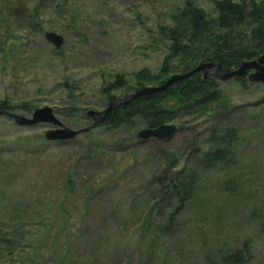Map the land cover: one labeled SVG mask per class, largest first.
Segmentation results:
<instances>
[{
	"label": "rangeland",
	"instance_id": "obj_1",
	"mask_svg": "<svg viewBox=\"0 0 264 264\" xmlns=\"http://www.w3.org/2000/svg\"><path fill=\"white\" fill-rule=\"evenodd\" d=\"M182 1L74 0L59 15L46 1L0 0V102L17 116L51 108L69 130L88 127L86 113L104 110L106 97L133 93H106L115 76L131 87L144 70L158 75L166 54L159 26ZM190 1L213 14L210 0ZM17 3L31 15L41 3L38 28L5 14L3 6ZM46 33L63 39L60 49ZM218 82L230 108L220 122L183 112L167 124L176 128L167 140L138 139L147 128L136 121L46 142L51 126L0 118V264H227L224 255L243 249L249 257L242 264H264L255 209L264 201V83ZM221 125L242 137L239 190H224L236 171L214 169L191 209L168 223L158 211L173 202L156 195V170L174 173L187 158L194 167L193 146Z\"/></svg>",
	"mask_w": 264,
	"mask_h": 264
},
{
	"label": "trees",
	"instance_id": "obj_2",
	"mask_svg": "<svg viewBox=\"0 0 264 264\" xmlns=\"http://www.w3.org/2000/svg\"><path fill=\"white\" fill-rule=\"evenodd\" d=\"M42 1L52 3L53 10L63 15L64 8L74 0ZM210 2L213 8L212 15H208L190 0H183L181 7L170 15L169 23L159 26L158 36L166 54L158 75L151 76L144 70L131 87L127 86L123 76L117 75L107 84L106 93L125 91L128 88L136 92L149 86L159 87L172 76H185L206 64L216 65L221 74L229 73L237 70L243 63L256 61L261 57L264 54V0H210ZM40 4L35 5L32 15L25 3L13 4L12 7L7 4L3 7L6 10L5 14L9 13L13 19L18 17L20 22L29 20L38 28ZM6 48L10 50L12 46L5 43L3 49ZM204 73L205 71H200L192 74L173 83L162 92L139 97L125 106L118 107L106 116L99 127L114 131L138 121L147 129H157L171 124L183 112L197 118L207 120L209 118L210 121L214 119L215 122H220L222 119L220 116L230 108L224 102V96L219 88L220 83L214 78H204ZM247 76L243 75L233 80L242 88L254 87V84L248 82ZM106 98L110 101L113 99ZM0 110L10 111L12 108L10 109L7 102L2 101ZM217 117L220 118L216 119ZM241 141L239 133L226 125H221L216 129H210L209 135L199 139L197 146H193L196 151L194 149L195 154L190 155L195 158L194 167H188L190 160L187 158L183 167L174 173L164 169L156 170V177L154 176L158 186L156 195L161 198V202H173L171 207L166 206V211H158L161 218L165 217L168 223H177L176 218L195 204L205 184L202 183L200 186V181L205 180L210 171L230 168L238 174L237 155ZM125 170L124 167L120 168L119 174ZM241 176L238 174L236 180L228 178L224 182V190L228 196L239 190ZM157 205L152 203L150 214ZM255 209L264 231V201ZM248 257V250H234L224 255V260L227 264H242L247 262Z\"/></svg>",
	"mask_w": 264,
	"mask_h": 264
},
{
	"label": "water",
	"instance_id": "obj_3",
	"mask_svg": "<svg viewBox=\"0 0 264 264\" xmlns=\"http://www.w3.org/2000/svg\"><path fill=\"white\" fill-rule=\"evenodd\" d=\"M44 38L47 43H49L55 50L60 49L63 44V39L54 33H46L44 35ZM200 71H205L203 75L204 78H214L221 82H227L243 75H248L247 80L249 83H264V54L256 61L243 63L237 70L229 73L221 74L216 65L206 64L198 67L185 76H172L159 87H145L139 91L133 92L130 95H126L123 98H114L107 104L104 110L100 112L88 111L86 115L89 119H91L92 124L78 131H71L60 122H58L51 108L36 110L31 114L29 118L17 116L7 111L0 110V118H6L23 127H35L38 125L51 126L52 129L44 134V139L46 142L71 141L81 134L90 133L91 131L98 128L103 124L106 116L110 112L116 110L118 107L125 106L129 102L139 97L150 96L152 94L162 92L173 83ZM175 131V127L170 125H163L157 129L142 130L137 134V138L140 140H147L148 138L167 140L175 133Z\"/></svg>",
	"mask_w": 264,
	"mask_h": 264
}]
</instances>
